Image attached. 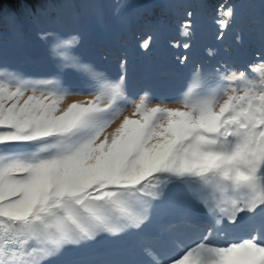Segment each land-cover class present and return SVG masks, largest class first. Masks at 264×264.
<instances>
[{
    "label": "snow or ice",
    "instance_id": "6c2138e0",
    "mask_svg": "<svg viewBox=\"0 0 264 264\" xmlns=\"http://www.w3.org/2000/svg\"><path fill=\"white\" fill-rule=\"evenodd\" d=\"M234 21L221 5L214 19L217 40ZM196 14L185 8L178 24L184 38L173 47L191 48ZM52 56L78 63L77 37L44 33ZM149 35L140 45L147 50ZM214 57L216 51L208 49ZM264 61V50L259 53ZM184 65L189 57L178 55ZM126 60L121 61V67ZM203 67L193 75L199 78ZM0 264H46L67 245L100 234L141 230L154 202L179 185L205 219L200 242L161 256L150 243L136 264H264V63L254 70L217 62L206 88L191 87L167 107L150 106L126 94L125 75L92 73L89 86L70 91L56 79H26L0 69ZM31 95L25 97V93ZM90 97L60 105L68 95ZM134 104L112 131L108 128ZM249 223H245V222ZM256 221V223H252ZM251 234L224 245L212 235L225 226ZM79 264H102L87 257Z\"/></svg>",
    "mask_w": 264,
    "mask_h": 264
},
{
    "label": "rangeland",
    "instance_id": "374dc122",
    "mask_svg": "<svg viewBox=\"0 0 264 264\" xmlns=\"http://www.w3.org/2000/svg\"><path fill=\"white\" fill-rule=\"evenodd\" d=\"M148 1H151L150 5H147ZM175 1L124 0L118 10L107 11L102 15L97 13L78 15L72 26L67 28H41L31 37L22 34L3 35L0 39V69L16 73L26 79H56L70 91L87 88L92 73H103L113 79L124 74L126 94L131 99L138 100L147 91L150 93V106L164 98L169 101L167 107H180L179 104L171 101L179 99L190 87L194 91L198 87L206 88L210 83L211 68L217 62L228 61L240 70H245L244 66H239L234 60L236 49L233 44L244 43L245 30L255 36L264 32V0H202L204 12L202 14L195 12V37L190 41L191 48L186 53L183 48L173 47L174 44L184 41V38L178 35V24L184 19L185 10H174L169 13L164 11L165 6ZM40 2V0H0V12L6 11L16 15L25 5L38 6ZM221 5L225 6V9L229 6L234 8V21L227 29L224 38L217 40L218 29L214 19ZM49 32L62 37L72 35L77 37L74 49L77 64L64 65L52 56L51 40L41 38L44 33ZM149 35L152 36L150 47L147 50L142 49L140 45ZM208 49H214L216 55L209 57ZM262 50L264 45L250 43L245 55L250 58V62L256 58L260 59L259 53ZM184 54H187L189 59L186 64L181 65L176 57ZM122 60H126L123 67H121ZM197 66L203 67V73L199 78L193 75V70ZM2 78L6 76L0 77ZM169 81H183L184 85L177 93L167 94L160 91V86L155 84ZM31 94V91L26 92L24 98ZM88 98L90 97L78 94L68 95L60 107L63 109L73 101H83ZM133 111L134 104L127 107L107 131L112 132L125 116L138 118L133 116ZM174 205L184 210L180 220H168V212ZM200 219L202 221L205 219L204 213L189 201L182 188L179 185L170 186L161 199L154 202L150 219L141 230L129 229L119 236L100 234L95 240L84 241L78 245H67L50 257L46 264H65L71 258L81 261L85 258V254L88 258H94L99 252L119 248L131 249L133 245L142 246L150 240L152 243H157L165 236L167 228L179 224H200ZM194 227L198 228L197 225H192L190 231ZM250 234L243 228L225 225L219 235L215 233L212 235V242L222 246L231 241L242 240ZM198 240L188 248L200 242V237ZM161 248L159 254L166 258L175 256L179 252L176 250L169 253L162 246Z\"/></svg>",
    "mask_w": 264,
    "mask_h": 264
},
{
    "label": "bare ground",
    "instance_id": "6f19581e",
    "mask_svg": "<svg viewBox=\"0 0 264 264\" xmlns=\"http://www.w3.org/2000/svg\"><path fill=\"white\" fill-rule=\"evenodd\" d=\"M38 6L25 5L18 14L7 13L6 11L0 12V39L3 35L12 36L15 34H22L26 37H31L33 33L41 28H67L72 26L73 21L78 15H89L93 13L101 14L107 11L118 10L123 5L124 0H40ZM169 1V0H168ZM169 3V2H168ZM151 1H148L147 5H150ZM170 4V3H169ZM204 3L202 0H176L168 6H165L166 12L174 10H193L202 14L204 12ZM5 9V7H4ZM109 13V12H108ZM141 13V12H140ZM244 43L239 45L233 44L236 49L234 54V60L239 66H244L247 72L254 73V70L259 67L262 61L258 58L249 62L250 58L245 55V50L249 47L250 43L258 46L264 45V32L259 33L257 36L249 33L245 30ZM254 46V45H253ZM183 82V81H182ZM182 82H165L160 84V91L167 94H175L183 87ZM173 211H176V213ZM183 209L174 205L168 212V220H180L183 216ZM169 214H171L169 216ZM202 222V219H200ZM194 224H179L173 228H167V233L162 237L161 241L152 243L151 240L146 243H150L152 247L159 253L161 246L168 250V252L180 250L181 248H188L193 245L195 241H199L200 234L197 231V227H194L190 231ZM108 237V236H107ZM115 238V237H114ZM143 246V245H142ZM141 245H133V247L123 249H111L104 252H99L96 257L90 258L94 261L102 262V264H136L137 261L142 259ZM77 259H70L65 264H79Z\"/></svg>",
    "mask_w": 264,
    "mask_h": 264
}]
</instances>
